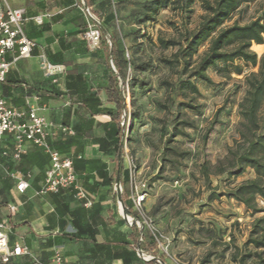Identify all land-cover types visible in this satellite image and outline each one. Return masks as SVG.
I'll return each instance as SVG.
<instances>
[{
	"label": "rangeland",
	"instance_id": "374dc122",
	"mask_svg": "<svg viewBox=\"0 0 264 264\" xmlns=\"http://www.w3.org/2000/svg\"><path fill=\"white\" fill-rule=\"evenodd\" d=\"M150 1L109 0L101 9V17L118 36L128 61V154L148 181V196L155 198L153 208H148L168 238L169 255L157 246L150 232L147 238L155 245L156 254L172 263L177 259L186 264H264V247L249 243L254 222L264 217V199L256 198L261 211L254 212L229 195L255 178L254 170L247 168L240 176H230L228 172L216 174L214 167L224 161L230 148H244L240 104L248 90L246 77L259 70L264 44L251 47L258 54L256 66L237 60L235 64L243 68L241 74L235 65H229L228 71L212 68L208 75L213 83L197 81L200 94L183 92L179 89L180 80L186 77L182 65L171 68L162 62V58H172L178 47L163 49L159 38L182 40L177 28L194 30L206 14L203 0H193L189 15L169 6L154 20L145 21ZM109 14L115 18L107 19ZM256 19L264 22V0L242 4L224 26ZM208 46L207 42L200 47L189 73ZM181 102H191L199 111L180 108ZM260 119L264 132V104ZM185 120L193 126L184 127ZM175 124L185 135L170 141ZM204 164H210L209 171ZM156 176L160 179L155 180ZM253 237L263 238L264 231Z\"/></svg>",
	"mask_w": 264,
	"mask_h": 264
},
{
	"label": "crops",
	"instance_id": "0c3cea01",
	"mask_svg": "<svg viewBox=\"0 0 264 264\" xmlns=\"http://www.w3.org/2000/svg\"><path fill=\"white\" fill-rule=\"evenodd\" d=\"M81 0H9L13 7H24L26 18L24 29L27 37L37 43L32 56L20 59L12 65L2 86L9 103L19 109H27L28 101L48 122L47 141L62 154L76 158L100 159L107 164L111 184H103L96 171L81 168L77 171L79 183L89 193L93 203L86 206L75 196L73 188L58 193H41L44 172L50 156L43 148L33 143L23 147L21 157L12 156L14 144L11 137L0 140V221L8 219V238L11 245H26L32 254L44 262L58 252L69 264H166L171 261L156 254V247L146 237L139 243L138 227L130 226L125 219V209L120 207V195L114 184L119 180L124 186L123 201H129L130 184L124 179V162L120 167L113 146L101 147L81 139V146L71 143L76 134L75 126L90 118L78 95L69 94L66 76L69 73L83 74L90 86L101 90V108L114 107L106 101L108 85V48L102 43L91 50L84 37L85 22L77 2ZM95 13L102 16L97 2ZM42 15L43 22L34 20ZM13 52L7 59L11 60ZM41 57L53 64L63 65L65 72L56 85L44 76L40 67ZM93 136H105L104 124L111 117L104 111L95 115ZM74 130V134L70 133ZM7 152L8 155L3 153ZM88 177L87 185L85 180ZM29 187L24 192L17 190L20 180ZM17 209L10 211L9 205ZM155 204L154 197H147L148 210ZM149 205V206H148ZM150 207V208H148ZM154 255L144 260L138 254ZM125 250H135V259ZM116 253H122L116 256ZM31 257L23 256L15 264H30Z\"/></svg>",
	"mask_w": 264,
	"mask_h": 264
},
{
	"label": "trees",
	"instance_id": "16d2710c",
	"mask_svg": "<svg viewBox=\"0 0 264 264\" xmlns=\"http://www.w3.org/2000/svg\"><path fill=\"white\" fill-rule=\"evenodd\" d=\"M182 1L180 3V0H151L146 4L145 21L154 20L162 9L169 6H173V10H181L189 15L192 12L193 0ZM253 1L256 0H214L213 2L203 0L202 6L206 14L194 30L186 28L182 32L177 28L183 37L182 40L159 38V44L163 49L178 47L172 58H162V62L171 68L182 65V73L186 77L179 82L181 91L200 94L197 81L213 83L208 75V71L212 68L228 71L229 65H235V71L241 74L243 68L235 64L237 60H242L252 66L257 65L258 54L251 50V47L254 43L264 44V22L261 19H256L244 25L235 22L232 25L224 26L242 4ZM85 2L94 11L96 2L100 10L109 4V0H85ZM114 18L113 14H109L107 19L113 20ZM103 27L109 36L103 34L102 39V43L106 44L108 48L107 70L109 71V79L105 94L106 101L113 104L114 107L101 108L102 101L99 98L101 90L90 86L88 79L83 74H67L66 88L69 94L81 97L83 108L91 116L74 127L76 134L71 143L81 146L80 140L84 138L94 144H99L103 148L113 146L120 167H122L131 115L127 104L128 79L125 72L128 61L125 58V52L119 46L118 36L109 28L105 18H103ZM207 42L209 43L207 50L189 73L194 57L199 53L200 47ZM246 82L248 90L240 104V114L243 118L241 136L244 139V148H230L227 157L224 159L227 164L222 165L224 161H219L214 167L216 174L228 172L230 176H240L247 168L253 169L256 174L255 178L238 185L229 195L245 204L247 208L253 209L254 212H260L261 210L257 208L256 198L260 196L264 199V132H261L260 119V112L264 104V54L260 59L258 72H252L247 76ZM179 107L199 111V108L191 102H181ZM104 111L111 117V120L104 124L105 136L97 138L92 133V128L96 123L95 115ZM182 124L184 127L193 126L191 122L186 120ZM179 135H185V132L179 128V124H175L170 141ZM186 155L188 153L183 154V156ZM209 165L204 164L206 171H209ZM74 166L75 171L81 168L96 171L98 176L103 179V184H111L113 181L112 177L109 176L107 164L100 159L76 158ZM124 179L128 180L127 170L124 171ZM157 179L160 177L156 176L155 180ZM87 180L88 177L85 180V185H87ZM124 204L125 212L130 213V203L124 201ZM259 231H264V217L256 219L252 237L249 239V243L255 244L258 248L264 247V237L261 239L253 237ZM142 243H140L141 246ZM125 253L132 259L138 257L135 250L131 252L125 250ZM121 255L122 253H116V256Z\"/></svg>",
	"mask_w": 264,
	"mask_h": 264
},
{
	"label": "built area",
	"instance_id": "2783aa9c",
	"mask_svg": "<svg viewBox=\"0 0 264 264\" xmlns=\"http://www.w3.org/2000/svg\"><path fill=\"white\" fill-rule=\"evenodd\" d=\"M77 6L85 22L84 37L91 50H96L103 39L104 32L103 18L95 13L85 0L77 2ZM26 10L24 7H13L9 0H0V140L9 136L13 140L14 150L12 156L15 159L21 157L23 147L27 143H33L43 148L49 154L50 162L45 169L44 185L41 193H58L66 188H73L75 196L83 200L86 206H91L93 201L89 193L79 183L78 175L75 171L74 159L68 154H62L51 147L47 141L49 122L37 113V109L28 101L27 109H19L12 106L5 97L2 86L6 81L12 65L20 59L29 58L37 46V43L29 39L25 33L24 25ZM38 23L43 22V16L34 17ZM107 37H109L106 34ZM9 52H13L11 60L7 59ZM40 67L48 79L53 84L60 83V77L65 72V67L59 64H53L41 57ZM74 134V130L70 129ZM5 156L7 152L3 153ZM123 162L125 170L128 172V182L130 184L129 201L130 213L125 214V219L130 226H137L140 235L139 243L143 242L150 232L155 243L162 251L168 254V238L159 230L152 215L146 207V200L149 195L148 181L141 176L137 169L136 162L129 156L127 141L124 148ZM29 187L28 181L22 179L17 184V190L24 192ZM115 190L120 195V207L125 209L122 198L124 186L120 181L114 184ZM10 211L14 212L17 206L9 205ZM8 219L0 221V264H15L16 260L23 256L31 257V264H69L65 258L56 253L49 262L42 261L41 258L32 254L30 248L26 245H11L8 238ZM165 242L167 244H165ZM139 256L144 260L154 259V255H149L138 249ZM169 255V254H168ZM161 264H166L159 260ZM172 264H186L180 260L173 259Z\"/></svg>",
	"mask_w": 264,
	"mask_h": 264
},
{
	"label": "water",
	"instance_id": "95a60500",
	"mask_svg": "<svg viewBox=\"0 0 264 264\" xmlns=\"http://www.w3.org/2000/svg\"><path fill=\"white\" fill-rule=\"evenodd\" d=\"M104 32H105V30H104ZM119 181V180H118Z\"/></svg>",
	"mask_w": 264,
	"mask_h": 264
}]
</instances>
